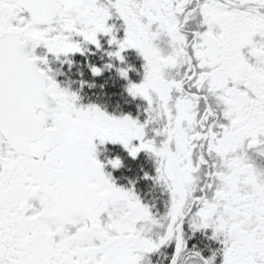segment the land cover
I'll return each mask as SVG.
<instances>
[{"label": "snow or ice", "instance_id": "6c2138e0", "mask_svg": "<svg viewBox=\"0 0 264 264\" xmlns=\"http://www.w3.org/2000/svg\"><path fill=\"white\" fill-rule=\"evenodd\" d=\"M0 264H264V0H0Z\"/></svg>", "mask_w": 264, "mask_h": 264}]
</instances>
